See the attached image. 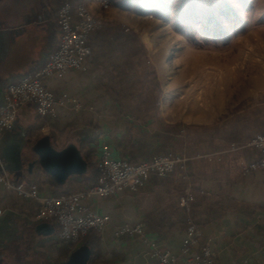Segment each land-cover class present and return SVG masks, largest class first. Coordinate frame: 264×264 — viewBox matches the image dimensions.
<instances>
[{
	"label": "crops",
	"instance_id": "obj_1",
	"mask_svg": "<svg viewBox=\"0 0 264 264\" xmlns=\"http://www.w3.org/2000/svg\"><path fill=\"white\" fill-rule=\"evenodd\" d=\"M75 1L84 2L99 15L110 13L101 9L102 0ZM61 2L0 0V106L7 84L41 68L56 50ZM88 62V73L71 71L50 84L57 98H79L84 107L81 113L65 108L56 118L42 119L35 104L29 103L19 111L13 128L0 135V155L13 182L35 183L52 195L86 188L80 176L69 177L60 184L38 165L27 168L29 161L34 160L30 148L37 157L34 146L42 138H47L57 151L68 145L78 149L87 137L93 141L91 147L96 155L103 146L116 152L115 139L122 133L114 117L118 108L106 90L102 67L92 64L89 57ZM196 135L219 147L186 157L187 180H181L178 173L164 179L151 176L136 195L93 197L87 201L90 210L108 215L113 224L140 223L145 232L144 236L118 238L112 226L97 232L100 253L93 264H154L145 240L156 243L160 251L168 250L178 264L182 263L187 216L181 213L178 200L187 188L194 197L191 217L198 226L199 247L209 245L214 264H264V169L249 174L241 171V163L256 161L259 152L252 148L230 152L232 143L226 139L205 136L200 130ZM83 175H90L87 164ZM49 181L56 187L50 188ZM35 210V203L0 188V264H63L75 251L89 249L82 241H58L57 222L34 220Z\"/></svg>",
	"mask_w": 264,
	"mask_h": 264
},
{
	"label": "rangeland",
	"instance_id": "obj_2",
	"mask_svg": "<svg viewBox=\"0 0 264 264\" xmlns=\"http://www.w3.org/2000/svg\"><path fill=\"white\" fill-rule=\"evenodd\" d=\"M114 1L126 9L111 3L108 10H103L110 13H94L104 24L116 22L133 31L145 48L141 67L134 70L139 79L129 81L122 91L127 95L122 96L127 107L142 110L149 105L150 96L158 95L156 117L160 122L197 127L190 130L191 135L200 130L218 140L255 109L264 110V0H224L234 10L236 19L218 16L220 24L208 26L211 31L218 29V34L208 29L200 31V25L193 23L184 27L186 33L179 32L173 11L165 9L160 19L151 0ZM171 1L173 4L175 0H164ZM214 1L223 0L205 3ZM150 14L153 18L147 17ZM101 70L102 77L108 79L107 67ZM245 125L251 126L250 121ZM192 147L191 142L180 145L175 154ZM217 147L206 140L197 149ZM29 152L37 161L32 147Z\"/></svg>",
	"mask_w": 264,
	"mask_h": 264
},
{
	"label": "built area",
	"instance_id": "obj_3",
	"mask_svg": "<svg viewBox=\"0 0 264 264\" xmlns=\"http://www.w3.org/2000/svg\"><path fill=\"white\" fill-rule=\"evenodd\" d=\"M110 2L101 1V9L108 10ZM59 36L56 50L44 65L20 79L8 83L4 89V103L0 106V135L10 131L17 115L26 104L33 103L42 119L56 118L61 109L68 108L74 113L84 109L79 98L74 96L56 97L50 89L54 81L62 80L68 72L86 74L90 71L88 57L91 53L89 38L102 28L104 21L84 2L62 0L57 14ZM252 148L259 152L256 161L241 163L243 174L264 169V133L256 134L246 144H232L230 152ZM187 162L184 156L168 152L138 164L115 157L113 149L103 146L98 154L100 177L94 186L75 193L52 195L35 183L13 182L7 166L0 155V188L13 192L25 202L36 204L34 220L53 219L59 225L58 241L77 242L92 231L98 233L113 228L115 237L123 235L144 236L142 224H113L108 215H100L89 209L87 201L93 197L102 199L121 194L136 195L144 188L151 176L167 178L175 173L181 180H187ZM194 197L190 188L179 196L180 208H186ZM199 231L188 223L182 244L180 264H214V254L209 245L199 247ZM155 258L154 264H178L177 258L168 250L160 251L157 244L148 242Z\"/></svg>",
	"mask_w": 264,
	"mask_h": 264
},
{
	"label": "trees",
	"instance_id": "obj_4",
	"mask_svg": "<svg viewBox=\"0 0 264 264\" xmlns=\"http://www.w3.org/2000/svg\"><path fill=\"white\" fill-rule=\"evenodd\" d=\"M75 1V0H73ZM145 1V0H140ZM154 3L155 14L158 18H163L165 9L173 11L175 27L181 33H186L185 26L196 24L200 25V31H205L208 26H218V16L225 17L233 21L236 19L234 10L226 1L205 3V0H175L165 3L164 0H151ZM78 2V1H75ZM115 6L126 9L125 5L119 2L109 0ZM210 30V29H208ZM218 34L219 30H210V33ZM89 46L91 53L89 55L90 62L96 67L106 66L109 71L106 82V90L118 108L115 113L117 116V126L122 133L115 139L116 152L115 157L125 159L133 164L151 160L153 157L166 154L169 151L174 154L179 151L180 145H188L191 142L194 147L186 151L180 149L181 156L190 157L197 155L201 150L197 149L200 140L197 135H191L190 130L197 127L184 124H163L160 122L156 113L159 108L158 95L150 96V103L144 106V111L140 108L127 107L122 102V96L125 95L124 89L129 81L139 79L138 74L134 70L141 67L142 57L145 56V48L139 42L137 35L116 22H108L103 24L102 28L91 34L89 38ZM155 76L153 77L154 88L157 91ZM113 82L114 85L108 84ZM101 83V82H100ZM130 84V83H129ZM153 88V89H154ZM147 103V102H146ZM127 107V108H126ZM130 108V109H129ZM146 114V115H144ZM249 120L251 126H246ZM235 126L223 134L227 141L235 145H244L256 134L264 133V110L257 108L243 122L234 124ZM248 125V123H247ZM204 129V128H200ZM246 142V143H245ZM93 141L90 138H83L78 150L90 168V175H81L80 179L86 184V188H90L97 184L100 177V169L98 166V155L95 154L91 147ZM195 144H197L195 146ZM185 148V147H184ZM188 176V171H187ZM50 188L56 187L54 182H48ZM58 196L57 194H54ZM193 201L186 207L181 208V213L187 216V225L192 223L198 227L191 217V205ZM82 241L90 249V264H93L99 257V238L96 231L90 232L82 237Z\"/></svg>",
	"mask_w": 264,
	"mask_h": 264
},
{
	"label": "water",
	"instance_id": "obj_5",
	"mask_svg": "<svg viewBox=\"0 0 264 264\" xmlns=\"http://www.w3.org/2000/svg\"><path fill=\"white\" fill-rule=\"evenodd\" d=\"M37 155L36 163L46 174L57 183H64L73 176H81L86 171V162L74 145H68L62 150H55L47 138H42L34 146ZM90 251L88 248L77 250L63 264H88Z\"/></svg>",
	"mask_w": 264,
	"mask_h": 264
},
{
	"label": "flooded vegetation",
	"instance_id": "obj_6",
	"mask_svg": "<svg viewBox=\"0 0 264 264\" xmlns=\"http://www.w3.org/2000/svg\"><path fill=\"white\" fill-rule=\"evenodd\" d=\"M27 165H28V166H27L28 169H30V168H32V167H38V166H37V163H36L35 160H31V161H29V163H28Z\"/></svg>",
	"mask_w": 264,
	"mask_h": 264
},
{
	"label": "bare ground",
	"instance_id": "obj_7",
	"mask_svg": "<svg viewBox=\"0 0 264 264\" xmlns=\"http://www.w3.org/2000/svg\"><path fill=\"white\" fill-rule=\"evenodd\" d=\"M156 11V10H155ZM149 18H153V14L148 15Z\"/></svg>",
	"mask_w": 264,
	"mask_h": 264
}]
</instances>
